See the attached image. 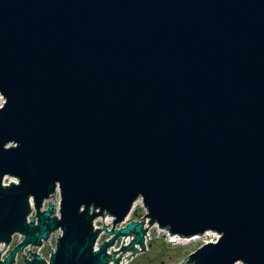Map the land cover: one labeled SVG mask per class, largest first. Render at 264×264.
Returning <instances> with one entry per match:
<instances>
[{"label": "water", "instance_id": "1", "mask_svg": "<svg viewBox=\"0 0 264 264\" xmlns=\"http://www.w3.org/2000/svg\"><path fill=\"white\" fill-rule=\"evenodd\" d=\"M0 95V241L24 235L0 264L58 228L24 264L144 250L115 229L138 197L171 235L220 234L185 263L264 264V0H0Z\"/></svg>", "mask_w": 264, "mask_h": 264}, {"label": "built area", "instance_id": "2", "mask_svg": "<svg viewBox=\"0 0 264 264\" xmlns=\"http://www.w3.org/2000/svg\"><path fill=\"white\" fill-rule=\"evenodd\" d=\"M8 180V182H6ZM11 181L10 178H4L3 180V186H6L9 184ZM29 214L26 217V224L34 220L33 224L34 226L37 225V216H36V209L34 208L33 200L30 197L29 198ZM49 205H54V211L51 214V217H54L59 219L60 218V191L58 188L55 189V191L49 195L47 199H45L42 202L41 208L39 209V212L46 211ZM137 206H139V209H141L140 213L136 210ZM147 210L144 207V204L142 202V198L138 197L132 204L131 209L128 213V215L125 217V219L119 223L118 225L115 226V229H120L124 227L127 223L136 221L138 223H142V229L145 230L146 232L143 236L142 243L144 245V250H141V245L135 244L134 247L138 249V251L135 254L133 253V250H128V251H122L119 250L121 246H126L130 243V241L134 238L133 234H129L126 236H121L118 237L114 243L109 246L106 250L107 255H111L112 251L116 252L115 255L113 256V259H110L107 264H113L114 260L119 257L120 259L118 260V264H129L135 257H137L140 254H143L147 250V243L151 241V234L150 231L154 229L156 234L158 236L163 237L166 243L172 244V245H185L186 237L180 236V235H171L166 228H159L156 223L154 224H149V219L146 218L144 215H146ZM144 217V218H143ZM113 220L114 217L111 215L104 213L103 215L96 217L92 221V226L93 230L97 231L99 229L100 231L98 232V237L95 241L94 244V250L99 247V245L103 241H108L109 239L112 238L113 235L107 237L106 236V231H110L113 227ZM103 225L105 226V229H103ZM108 225V226H107ZM62 236V231L60 228L51 231L48 235V237L45 239L40 240L41 244H27L22 250L17 251L14 255L13 262L11 264H24V259L31 260L33 254L35 253L36 255L39 256V258L45 261V263H48L49 258L52 253L55 251V245L56 242L58 241V238ZM199 238L196 239V241L201 240V239H209L208 241H204L203 244L205 243H215L219 238L220 234L214 232V231H206L202 235H198ZM194 237V236H193ZM190 238V237H189ZM24 239V235L22 233H14L11 235L9 242H4L0 241V262H3L5 258L9 255L10 251L15 248L18 244L22 243ZM48 246L51 250V252H48ZM30 250V252H28ZM28 252V253H27ZM22 254L25 256H22ZM131 254V255H130ZM129 256V259L126 258ZM40 260V261H41ZM236 264H243L242 262H238Z\"/></svg>", "mask_w": 264, "mask_h": 264}, {"label": "rangeland", "instance_id": "3", "mask_svg": "<svg viewBox=\"0 0 264 264\" xmlns=\"http://www.w3.org/2000/svg\"><path fill=\"white\" fill-rule=\"evenodd\" d=\"M136 210L138 213L141 211L139 206ZM150 234L152 239L147 243L146 252L135 257L129 264H189L184 262L186 257L203 245L204 241L209 240L201 239L185 245H172L158 236L154 229L150 231Z\"/></svg>", "mask_w": 264, "mask_h": 264}, {"label": "bare ground", "instance_id": "4", "mask_svg": "<svg viewBox=\"0 0 264 264\" xmlns=\"http://www.w3.org/2000/svg\"><path fill=\"white\" fill-rule=\"evenodd\" d=\"M3 102H4V98L0 96V104H2ZM198 238H199V236L185 238L186 239L185 244L192 243V242L196 241V239H198Z\"/></svg>", "mask_w": 264, "mask_h": 264}]
</instances>
